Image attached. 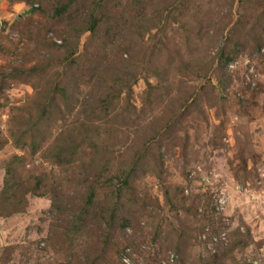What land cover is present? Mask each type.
I'll use <instances>...</instances> for the list:
<instances>
[{"label": "rangeland", "instance_id": "1", "mask_svg": "<svg viewBox=\"0 0 264 264\" xmlns=\"http://www.w3.org/2000/svg\"><path fill=\"white\" fill-rule=\"evenodd\" d=\"M65 1L0 0V264H264V0Z\"/></svg>", "mask_w": 264, "mask_h": 264}, {"label": "trees", "instance_id": "2", "mask_svg": "<svg viewBox=\"0 0 264 264\" xmlns=\"http://www.w3.org/2000/svg\"><path fill=\"white\" fill-rule=\"evenodd\" d=\"M33 1L34 0H9L10 3H14V2H24L26 4H28V6L30 7V10L34 13H37V14H40V15H44V10H42L41 8H33ZM72 1L73 0H68V1H65L64 3L63 2H60V4L58 6H56L54 9H53V12H52V17L54 19H61L63 17H68L70 16V8H71V5H72ZM104 1H107V0H104ZM98 7H101V6H98ZM90 9V8H89ZM89 9H86V16H88V12H89V15L90 17H92V19L89 21V30H93V27L97 24H99L103 19L102 17V13L98 10V9H95L94 11V14L92 12V9L89 11ZM98 17V19H97ZM105 22V21H104ZM95 28V27H94ZM79 29V28H78ZM78 29H73V34H76L78 35L80 33V31ZM233 56H230L228 57L227 55L225 54H221L218 61V65H219V69H224L225 70V66L227 65V61L229 59H231ZM53 96V97H52ZM68 93L66 91V89L62 86H59L58 88L55 89L54 93L50 95L49 97V102L47 104H43L41 106V118L42 120H46L48 118V111L52 108V104H54L55 106V100L54 99H60L61 100H67L68 99ZM52 99V100H51ZM52 102V104H51ZM24 143H22L23 145ZM7 174L9 175V173L7 172ZM125 180V179H124ZM4 184H5V187H4V193L5 191H9V189L11 188V184L12 182L10 181V178H5L4 179ZM123 186H126L127 185V181H123ZM91 191L90 195H89V200L91 199V196H92V191L93 190H89ZM118 206V204L116 205V207ZM87 212V211H86ZM106 216L103 215V219L105 220L104 221V224L107 228V231L108 233L112 230V228L114 227V223H115V217L117 216L116 214V208L111 211L110 213L106 212ZM87 216H90V215H87ZM125 221L123 218L121 219V222ZM88 224V222H85L83 223L81 226L82 228H84L86 225ZM89 224H90V221H89Z\"/></svg>", "mask_w": 264, "mask_h": 264}]
</instances>
